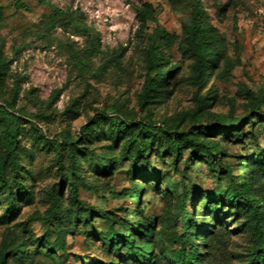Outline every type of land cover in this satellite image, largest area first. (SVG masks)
Returning <instances> with one entry per match:
<instances>
[{
  "label": "rangeland",
  "instance_id": "obj_1",
  "mask_svg": "<svg viewBox=\"0 0 264 264\" xmlns=\"http://www.w3.org/2000/svg\"><path fill=\"white\" fill-rule=\"evenodd\" d=\"M197 1L219 33L224 56L200 91L208 90L210 98L206 110L198 112L196 122L191 114L195 87L188 79L190 59L182 55V40L191 7ZM145 3L151 5L154 16V20H148L145 34L156 25L176 34L175 41L162 50L167 61L176 65L167 93L161 101L148 106L156 125L163 123L167 132L178 136L198 125L215 123L220 114L252 117L255 112L247 89L263 97L260 106L264 111V0H0V59L6 64L0 69L6 85L0 103L12 96L15 108L25 114L19 136L18 180L30 192L29 196L18 197L20 205L14 216L4 212L6 202L0 193V244L5 241L10 248L25 244L21 257L9 254L7 264H84L90 260L118 264L121 258L102 250L100 235L106 226L99 213L103 211L122 217L117 228L140 217L151 222L155 256L150 264H172L168 252L177 246L175 236L180 231L175 205L185 193L192 198L189 204L194 205V216L203 213L194 242L200 244L199 229L210 231V225H214L206 261L247 263L249 234L237 230L234 220L223 210L216 213L214 209H202L205 193L227 184L218 174L217 163L206 159L203 152L193 155L190 148L173 156L167 132L155 137L148 158L140 159L135 167L125 160L116 164L110 175L88 172L90 182L81 189L80 196L91 207L90 218L72 226L65 236L64 263L59 254L48 252L43 245L33 251L31 237L52 234L51 224L44 216V191L57 181V151L50 143L60 141L66 130L75 134L95 113L113 111L117 106L136 123L147 119V108L138 103L146 36L136 34L138 21L134 11V7ZM57 9L68 11L70 19L52 17ZM85 26L90 34L83 30ZM92 35L98 39L101 51L81 59L84 50L90 49ZM226 62L230 69L224 72ZM31 124H37L39 130H33ZM243 124L241 131L245 136L241 141L221 134L215 136L225 151L222 162L234 174H244L240 163L243 157L264 152V122L250 127L245 119ZM39 135L43 138L37 140ZM101 144L94 145L95 152L101 150ZM24 171H28L25 177ZM139 173L150 174V179L141 178ZM155 176H159L158 181L153 179ZM132 181L142 190L140 209L134 207L130 195H116ZM6 182L15 191L17 184L12 173L6 175ZM156 182L159 191L154 188ZM171 185V190H167ZM62 193L67 196L66 189ZM136 241L141 242L140 238Z\"/></svg>",
  "mask_w": 264,
  "mask_h": 264
},
{
  "label": "trees",
  "instance_id": "obj_2",
  "mask_svg": "<svg viewBox=\"0 0 264 264\" xmlns=\"http://www.w3.org/2000/svg\"><path fill=\"white\" fill-rule=\"evenodd\" d=\"M134 11L138 21L136 34L146 36L142 58L144 75L138 94V103L141 107L147 108L146 121L142 124L136 123L129 117L127 111L117 106L113 111L103 110L95 113L75 134H70L66 130L60 141L50 143L57 151L55 162L57 181L44 191L47 201L44 216L51 224L52 234L31 238L35 244L34 252L43 245L48 252L59 254L62 263L67 257L65 236L71 231L72 226L80 222L86 223L90 218L91 207L80 196L81 189L90 182L88 172L110 175L116 164L125 160H130L131 165L135 167L140 159L148 158V152L155 145V137L167 132L163 123L162 125L154 123L148 106L161 101L167 93L169 78L173 75L176 65L167 61L162 50L175 41L176 34L156 25L146 35L148 20H154L153 9L151 5L145 3L134 7ZM69 15L68 11L60 9L52 13V17L58 20L70 19ZM83 30L86 34H90L86 26ZM184 34L182 55L190 59L188 79L195 87L193 96L195 107L191 114L192 120L197 122L199 121L198 112L206 110L209 105L207 100L210 98L208 90L204 93L200 91L206 86L208 78L214 75L219 61L224 56V50L217 29L210 22L208 13L199 1L191 7L189 22L184 26ZM100 51L99 41L92 35L90 49L84 50L80 58L85 60L88 56H93ZM5 65V61L0 59V69ZM229 69L226 62L223 70L227 72ZM5 91V79L0 71V94ZM246 93L255 112L252 117L220 114L215 123H208L203 127L198 125L191 128L189 133L178 136L171 131L167 133L171 138L170 147L173 156L177 157L181 151L190 148L193 155L199 156L203 152L206 154V159L217 163L218 174L227 181V184L206 192L202 209H214L216 213L223 210L225 214L231 216L236 229L246 231L251 240L246 264H264V152L243 157L240 163L244 174H234L222 162L225 151L215 137L221 134L225 138L241 141L245 136L241 131L245 119L250 127H253L255 122H264V111L260 106L263 97L248 89ZM21 110L15 108L12 96H8L7 101L0 103V193L4 196L6 202L4 212L8 216H14L17 213L20 205L19 196L30 195L29 190L25 187L23 189L21 181L18 180L21 169L19 136L24 128L25 116ZM36 125L31 124V128L39 130ZM194 131L195 135H192ZM41 138L43 136L39 135L37 140ZM99 143H102L99 145L101 150L95 152L94 145ZM27 172L24 171V177ZM9 173H12L14 182L17 184L15 191L12 185L6 182V175ZM138 175L145 180L150 179V174L139 173ZM20 178L22 179L23 176ZM153 179L158 181L159 176ZM171 187L172 185L168 186L167 190L170 191ZM154 188L159 191L157 182ZM63 189L67 190L66 197L62 193ZM141 191V188L132 181L130 186L117 191L116 195L123 197L130 195L134 207L140 209ZM198 194L200 193L196 195ZM191 199L189 194L185 193L175 205L180 231H176L177 246L168 252V258L172 264H209L206 261L207 245L214 225H210V231L203 232L199 229L200 244L194 242L195 231L202 222L200 218L203 213L199 217L194 216V205L189 204ZM99 215L106 226L105 232L100 235L104 242L102 250L106 255L121 258L120 262H123L121 264L127 261L132 264L152 263L155 254L152 243L154 228L151 222L148 223L140 217L135 222H128L127 225L117 228L122 220L119 214L103 211ZM226 232L229 231L226 229ZM137 238L141 240L139 244L136 241ZM23 251H25V244L10 248L7 242L3 241L0 244V264H7L9 254L13 258L21 257ZM84 264L108 263L103 261L93 263L90 260L85 261Z\"/></svg>",
  "mask_w": 264,
  "mask_h": 264
}]
</instances>
